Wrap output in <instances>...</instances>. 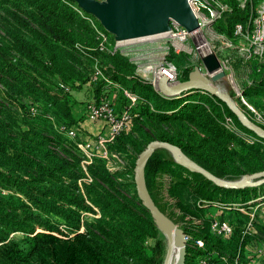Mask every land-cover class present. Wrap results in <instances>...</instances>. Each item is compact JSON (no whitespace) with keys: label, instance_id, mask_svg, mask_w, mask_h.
<instances>
[{"label":"trees","instance_id":"16d2710c","mask_svg":"<svg viewBox=\"0 0 264 264\" xmlns=\"http://www.w3.org/2000/svg\"><path fill=\"white\" fill-rule=\"evenodd\" d=\"M224 2L230 10L214 22L213 30L235 39V26L250 28L261 0H248L243 8L236 0ZM71 5L72 0H0L4 15L0 23V191L6 192L0 195V264H162L165 250L160 230L135 189L128 196L121 190L125 185L117 182L132 174L134 166L110 172L99 157L83 164L81 151L60 130L61 126L81 130V119L72 113L71 93L86 86L98 102L100 95L107 98L108 90L123 84L121 88L135 94L138 102L129 128L115 143H131L132 132L143 145L132 141L138 153L152 141L167 142L215 177L228 181L264 171V139L241 126L224 103L208 94L188 91L176 98L161 96L118 51L105 54L97 50L94 29ZM98 55L109 59L106 70L99 67L109 83H90L92 70L82 58L88 61ZM169 56L167 60L176 68L186 63L183 55ZM192 70L189 66L177 69L178 81H186ZM251 71L255 79L244 88L243 96L264 120V102L258 101L264 98V64L254 61ZM120 99L122 108L126 101L122 94ZM243 110L255 121L252 113ZM49 111L52 117L44 114ZM225 117L256 142L246 144L227 131ZM142 122L149 131L142 129ZM233 142L239 150L230 146ZM166 174L176 178L168 190L175 200L182 201L185 193L198 202L232 204L238 198L246 206L258 198L264 202V184L238 190L220 188L156 151L144 167V182L162 213L154 191L158 179ZM179 203L185 214L186 206ZM191 208L193 216H203L202 206ZM87 214L96 218L87 221ZM201 225L203 248L192 250L186 245L185 264H197L202 258L241 257L250 238L264 244V226H256L253 235L231 226L232 234L220 239L210 233L207 221ZM16 233L22 237L14 239ZM149 240L153 241L150 245ZM212 254L219 257L211 260Z\"/></svg>","mask_w":264,"mask_h":264},{"label":"rangeland","instance_id":"374dc122","mask_svg":"<svg viewBox=\"0 0 264 264\" xmlns=\"http://www.w3.org/2000/svg\"><path fill=\"white\" fill-rule=\"evenodd\" d=\"M95 1L103 2L105 0H95ZM71 6L74 11H76L80 16L84 17L88 21V23L93 29L102 27L100 22L94 16L86 14L82 9H80L77 6L75 2L74 5ZM1 17L4 18V15L2 13L0 14V23H3ZM251 30H252V26L248 29V32H250ZM193 36L195 37H192V39H189L187 42V46L188 48H190L189 53H183V52L175 53L172 48V42L166 39H159L154 41H141L139 43H136L132 48L129 49L124 48L118 52L124 57H126L130 62L135 64L138 69H143L144 67H148L149 65H152L153 67L155 66L160 67L163 63V59L164 58L168 59L169 54L174 56L183 55L186 63L185 64L182 63L180 67L177 66L178 70H183L184 67L187 66L191 68H194L195 66H202L201 58H199V54L205 55L209 53V51H211V53L216 54L222 60H228L230 62L233 70L234 81L236 85L239 86L240 89L244 90L245 87L253 85V79H255L253 78L251 71V66L253 65V61L244 62L242 60L243 58H241L238 53V48L240 46L242 45L246 46L248 44L243 38L237 37L235 39H230L233 43V47L226 48L223 45V39L219 34H217L213 30L212 25L204 27L202 29V32H198ZM107 37L112 48L115 47L116 43H120L111 34L107 33ZM136 39L144 40L139 38ZM131 42L133 41H129L125 43H131ZM125 43L122 42L121 44H125ZM82 60L88 65L90 71L94 67L99 68L100 66L104 70H106L107 66L109 65V59H107L103 55L92 57L88 61L83 58ZM139 74L140 76L143 75V73L141 72H139ZM146 77L148 79L151 78L150 75H147ZM246 81H250L252 85H248ZM121 86L125 88L123 84H121ZM121 86L120 88L119 86L115 88L120 89V91H122L124 89H122ZM216 86L218 87V89L221 90L222 93L228 95L242 111H244L243 107L244 109L246 107L240 102L238 98H236L228 79L225 78L219 81L216 84ZM102 97L104 96L100 95L99 97L100 99L99 98L98 99L101 100ZM258 101L264 102V98ZM246 102L250 106H252L255 111H257L256 112L257 114L260 113L256 108H254L250 100ZM44 114L48 115L49 117H52L53 115L52 112L50 111ZM84 116L85 114L81 116V118L79 119H81L80 123H86L85 126L89 125L90 127V126H96L97 124L101 126L103 124L102 122H92V121L90 124H87L85 119L86 116L85 117ZM254 119L255 121H253L252 119L251 120L256 124L258 123L264 124L263 119L259 120L255 117ZM232 123L236 129V133L234 134V136L237 137V139H240L246 144H250V145L256 142V139L254 137L244 135L234 124L233 120ZM141 127L145 131L150 130L149 126L144 122L141 123ZM73 129L76 130L75 127H73ZM83 132L84 131H82V129L80 131L76 130L77 137L69 139V142L73 143L76 146V148L81 151V155L79 157L81 158L83 164L85 162L89 164L92 158L99 157L101 160H103L106 168L110 172L125 171V170H130L131 168L133 169V166L135 165V161L138 155L140 154L131 145L133 142L136 143L139 142V138L136 132L131 133V137H132V139L130 140L131 143L124 142V144L119 145L118 143H115V140H113L112 142L105 143L101 148L95 149L91 147L89 149L82 151L77 147V145L79 144L82 145L83 143H90L92 144L91 146H93L97 137L101 135V134H99L98 136L89 135V137H87L84 135L82 136ZM139 145L143 146L142 142H139ZM146 146H144L141 151H143V149ZM230 146L235 147L237 150L240 149L239 146H237L234 142ZM156 151H159L161 155L165 156L168 159H173L172 155L166 150L159 149ZM132 174L129 175L126 174V176L120 177L119 180L117 181L118 183H123L125 185V189L121 188V190L124 192L123 194H126L128 196H130L133 192V189H135L134 173ZM175 179L176 178L171 174L163 175L160 177V179H158L157 189L154 191L155 200L163 210V214L167 216L179 229L182 230L186 229L187 230L186 233L189 234L192 238L196 237L195 239L197 238L201 239L199 237L200 235L199 227L202 226L201 224L203 223V221H207L209 226V231L211 234L212 232L210 229V225H211V221L214 220L228 221L233 228L234 227L242 228L243 232H245L246 235H253L255 233L256 226H264V202H262L263 200H259L258 198L253 203L248 204V206L241 203V198L236 199L232 204H222V202H220L219 200H214L209 203V202L195 201V199H193L192 197L188 196L185 193L183 194L184 199L182 201L175 200L168 195V190L169 187L171 186V181ZM239 179H235L234 181H237ZM0 193H1L0 195L6 194V192H1V191ZM178 201L181 202V205L186 206L187 212L185 214L180 210L179 208L180 203ZM195 205H199L200 207L201 206L203 207L204 210L202 217L193 216L190 213V211H192L191 207ZM85 217L87 221H91L94 218H96L95 215H91V214H87ZM53 220L57 221L60 224L62 223V221H60L57 218H53ZM12 237L14 239H20L22 237V234L16 233L13 234ZM160 238L162 239L164 250H166L165 237L161 231H160ZM148 243H149L148 245H150V243L152 244L153 241L149 240ZM263 248H264V244L262 242L250 238L243 250V254L241 253L242 262L248 264V261L253 257L252 254L255 253L258 256ZM164 255H165V251H164ZM175 256H176V246L173 253L171 264H174ZM218 257L219 256L215 254L210 255L211 260L212 259L216 260Z\"/></svg>","mask_w":264,"mask_h":264},{"label":"water","instance_id":"95a60500","mask_svg":"<svg viewBox=\"0 0 264 264\" xmlns=\"http://www.w3.org/2000/svg\"><path fill=\"white\" fill-rule=\"evenodd\" d=\"M86 14L94 16L108 34L117 41L135 36L169 31V22L175 21L179 26L192 32L198 28L186 0H72ZM201 64L204 72L198 66L188 74L186 81L170 85L165 76L157 82L159 94L165 98H176L188 91H198L219 99L235 115L241 126L264 139V129L253 122L237 104L222 93L216 84L225 79L220 61L216 54L202 55ZM159 149L168 151L174 161L190 172L202 175L205 179L224 189H244L264 184V171L247 174L237 181H228L215 177L194 161L189 159L180 148L167 142L152 141L138 155L133 173L135 191L142 207L149 213L156 227L162 232L166 241V250L162 264H171L175 246L177 254L174 264H185L186 240L185 233L165 216L151 199L145 182L144 167L151 155Z\"/></svg>","mask_w":264,"mask_h":264},{"label":"built area","instance_id":"2783aa9c","mask_svg":"<svg viewBox=\"0 0 264 264\" xmlns=\"http://www.w3.org/2000/svg\"><path fill=\"white\" fill-rule=\"evenodd\" d=\"M241 8H243L248 0H236ZM188 7L191 9L193 14L196 17L198 22L199 31L202 32V29L206 26H210L215 21L221 18V16L227 13L230 8L224 2V0H186ZM252 30L248 32L249 27L247 26L245 29L242 28L241 25H236L234 30L235 38L241 37L248 44L246 46L242 45L238 48V53L244 62L255 61L259 64H264V0H261L260 4L256 9V16L250 21ZM250 26V27H251ZM95 31V39L98 42L97 50L100 53L105 54H113L114 52L120 51L122 49L132 48L136 43L141 41H133L131 43H116L115 47L112 48L107 33L100 28H94ZM223 39V45L226 48H232L233 43L230 39L226 38L223 35H220ZM192 32H188L185 28L179 26L175 21L171 20L169 22V31L164 37H157L150 40L143 41H154L159 39H166L172 42V48L175 53H189V49L187 46V42L189 39H192ZM89 50V49H88ZM211 51H209L210 53ZM137 57V56H136ZM202 55L199 54V58ZM221 70L225 73V78L228 79L231 84L232 90L236 96L240 100V102L246 107V109L254 115L255 118L261 120L260 115L256 113L252 106H250L244 96L243 90L240 89L234 81L233 70L230 62L228 60L220 59ZM201 72H204L202 66H198ZM139 72L143 73L140 76ZM137 75L144 81L149 82L154 89L157 90V82L161 76H165L168 79L170 85L177 84L178 81V71L175 65L168 61L167 59H163V63L160 67H153L149 65L148 67H144L143 69H138L136 67ZM150 75L151 78L148 79L146 76ZM105 81L107 83L108 80L104 77L103 73L99 70V68L94 67L92 69L91 80L90 83L95 84L98 81ZM248 85H252L250 81H247ZM59 87H61L65 92L70 93V89L59 83ZM123 98L126 101V104L122 109L117 107L114 103H112L108 98H104L97 101L91 100L86 104L85 116L91 120L92 122H102L107 128L106 135H100L95 140L93 146L90 143H83L82 145H77L79 149L82 151L89 148H101L107 142H112L117 137H119L123 132H125L133 119L132 110L136 107L138 102V97L130 93L127 90L121 91ZM223 125L225 129L229 132L236 133V129L233 126L232 120L229 117H225ZM264 125V124H263ZM61 131H64L69 139L76 138L77 133L73 128H66L65 126L60 127ZM5 192V191H1ZM210 229L212 234L220 239H225L232 234V227L228 221L225 220H214L211 221ZM186 245H188L193 250H198L203 248V241L201 239H194L190 235L185 234ZM259 256L264 261V253L260 251ZM197 264H246L242 262L239 254L230 258L228 256H223L217 259L216 261H210L208 259H200Z\"/></svg>","mask_w":264,"mask_h":264},{"label":"crops","instance_id":"0c3cea01","mask_svg":"<svg viewBox=\"0 0 264 264\" xmlns=\"http://www.w3.org/2000/svg\"><path fill=\"white\" fill-rule=\"evenodd\" d=\"M218 59L220 60L221 58L219 56H217ZM247 82V81H246ZM236 84V83H235ZM239 87V86H238ZM232 88V87H231ZM118 89H112V90H108L107 92V98L114 103L117 107H120L121 103L123 102L122 99H120L121 96V91H117ZM71 102H72V113L74 115L75 118H81V116H83L85 114V110H86V104L93 100V95H92V91L91 89L87 88L86 86H83L80 90L78 91H74L71 93ZM125 106V105H124ZM85 117V116H84ZM87 124L91 123V120H89L87 117H85ZM88 119V120H87ZM86 123H80L79 122V126L82 129L83 134L82 136H87L89 137V135H106L107 133V128H105V126L102 124L101 126H99L98 124L96 126H90L86 125ZM88 134V135H85ZM81 136V137H82ZM92 136V137H93ZM262 253H264V248L262 249ZM245 254V251H244ZM252 258L248 261V264H264V261L261 259V256H257V254H252Z\"/></svg>","mask_w":264,"mask_h":264},{"label":"bare ground","instance_id":"6f19581e","mask_svg":"<svg viewBox=\"0 0 264 264\" xmlns=\"http://www.w3.org/2000/svg\"><path fill=\"white\" fill-rule=\"evenodd\" d=\"M190 11H191V9H190ZM192 12V11H191ZM192 14H193V12H192ZM193 16L195 17V15L193 14ZM195 19H196V17H195ZM198 23V22H197ZM198 32H200L199 31V28H197L196 30H193L192 31V35H195L196 33H198ZM167 33H168V31H164V32H158V33H151V34H146V35H142V36H135V37H131V38H129L128 40H124V41H121L120 40V43H122V42H129V41H143V40H138V39H136V38H139V39H144V40H150V39H153V38H157V37H164V36H166L167 35ZM193 37H195V36H193ZM176 254H177V248H176Z\"/></svg>","mask_w":264,"mask_h":264}]
</instances>
